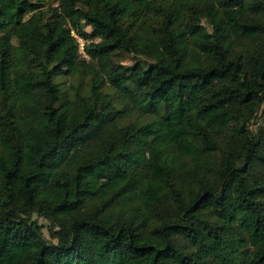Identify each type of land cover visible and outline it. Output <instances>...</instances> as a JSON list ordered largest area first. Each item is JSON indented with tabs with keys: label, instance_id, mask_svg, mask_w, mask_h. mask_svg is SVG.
Instances as JSON below:
<instances>
[{
	"label": "trees",
	"instance_id": "1",
	"mask_svg": "<svg viewBox=\"0 0 264 264\" xmlns=\"http://www.w3.org/2000/svg\"><path fill=\"white\" fill-rule=\"evenodd\" d=\"M3 23L0 264H264V0H0Z\"/></svg>",
	"mask_w": 264,
	"mask_h": 264
},
{
	"label": "rangeland",
	"instance_id": "2",
	"mask_svg": "<svg viewBox=\"0 0 264 264\" xmlns=\"http://www.w3.org/2000/svg\"><path fill=\"white\" fill-rule=\"evenodd\" d=\"M50 2L52 4H55L57 2V0H50ZM5 30V23H3L1 26H0V34H2ZM78 40L80 41V50L82 48V45H83V40L82 38L78 37ZM118 59L121 60L122 63H131L133 61V57L131 54H128V53H123V54H119L117 55ZM262 120L261 117H258L256 118V120H254V122L252 123V126H256L260 121ZM32 218L36 219L37 222L39 224H41L42 226V231H43V234L44 236L49 239V240H52V241H56V238H54L53 236H51L50 234V231H49V227H50V221L48 218L44 217V216H41V215H37L36 213H32Z\"/></svg>",
	"mask_w": 264,
	"mask_h": 264
}]
</instances>
